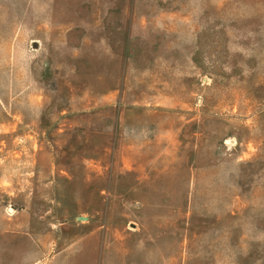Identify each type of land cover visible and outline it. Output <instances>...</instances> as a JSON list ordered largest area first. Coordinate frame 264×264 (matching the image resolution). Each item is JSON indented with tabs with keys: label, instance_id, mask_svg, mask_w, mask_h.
<instances>
[{
	"label": "rangeland",
	"instance_id": "374dc122",
	"mask_svg": "<svg viewBox=\"0 0 264 264\" xmlns=\"http://www.w3.org/2000/svg\"><path fill=\"white\" fill-rule=\"evenodd\" d=\"M0 264H264V0H0Z\"/></svg>",
	"mask_w": 264,
	"mask_h": 264
}]
</instances>
